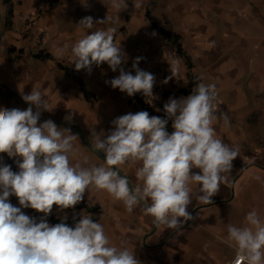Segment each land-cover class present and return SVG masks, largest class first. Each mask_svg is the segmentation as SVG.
<instances>
[{
	"label": "crops",
	"instance_id": "0c3cea01",
	"mask_svg": "<svg viewBox=\"0 0 264 264\" xmlns=\"http://www.w3.org/2000/svg\"><path fill=\"white\" fill-rule=\"evenodd\" d=\"M119 2L11 0L8 24L7 5L0 0V108L27 109L22 95L38 88L52 109L42 112L40 122L51 119L79 137L73 142L76 156L70 159L83 166L102 165L104 160L86 145L87 141L91 144L92 127L107 133L114 118L144 111L139 101L149 105L150 116L163 118V105L170 96L186 97L197 83H214L217 111L231 117L229 126L222 121L214 124L217 136L238 146L240 154L212 204H201L198 185H189L192 204L188 211L194 220L179 232L161 225L144 240L154 226L153 218L140 206L128 212L121 201L91 187L80 203L96 206L97 212L77 206L71 210L90 213L113 244L128 248L141 264H228L235 255L234 245L227 240L228 225L244 226L247 213L254 209L264 219V0H125L115 7ZM86 16L105 23L82 29L77 24ZM109 28L116 29L115 43L127 55L125 71L135 75L132 63L140 57L138 67L155 77L153 93L158 99L113 89L105 81L117 77L119 71L113 72L106 63L93 66L90 74L75 70L70 51L75 42L92 31ZM60 50L63 55L58 54ZM182 52L192 62L191 83ZM39 53L50 57H36ZM74 75L80 77L81 85ZM69 113H74L73 120L66 122ZM167 129L171 131V121ZM0 156L13 164V171L19 170L17 158L6 153ZM120 174L133 186L140 183L135 169L127 164L120 167ZM9 199L19 207L15 196ZM22 211L32 217L38 213L31 208ZM63 215L58 212L48 220L56 224Z\"/></svg>",
	"mask_w": 264,
	"mask_h": 264
},
{
	"label": "clouds",
	"instance_id": "9594fccd",
	"mask_svg": "<svg viewBox=\"0 0 264 264\" xmlns=\"http://www.w3.org/2000/svg\"><path fill=\"white\" fill-rule=\"evenodd\" d=\"M121 3L125 0L114 6ZM103 23L86 16L77 25L92 29ZM115 33V28L100 29L76 41L70 49L75 70L90 74L93 66L106 63L113 72L119 71L105 81L113 89L158 99L153 93L155 77L138 67L140 57L132 63L135 75L125 71L127 55L115 43ZM22 99L28 104L25 110L0 108V153L17 158L19 169L0 165V264H141L128 248L113 244L90 213L74 214L69 224L64 210L74 209L91 187L121 201L128 212L142 207L157 228L163 225L179 232L196 218L188 211L189 185H198L201 204H212L240 154L238 146L217 136L214 124L222 121L229 126L231 117L217 111L214 83H197L186 97L170 96L163 105V118L139 111L114 118L107 133L92 127L91 151L105 156L104 164L92 166L70 159L77 152L73 142L79 140L70 128H60L51 119L40 122L42 112L52 109L38 88ZM73 115L69 113L65 121L71 122ZM126 164L135 169L140 182L135 186L120 174ZM12 196L19 207L10 202ZM54 206L64 213L56 224L48 220ZM27 208L43 215L29 216L22 211ZM227 232L235 249L230 264H264V219L257 210L247 213L244 226L228 225Z\"/></svg>",
	"mask_w": 264,
	"mask_h": 264
},
{
	"label": "trees",
	"instance_id": "16d2710c",
	"mask_svg": "<svg viewBox=\"0 0 264 264\" xmlns=\"http://www.w3.org/2000/svg\"><path fill=\"white\" fill-rule=\"evenodd\" d=\"M2 1L4 2V4L7 5V18H6V23L10 24V22H11V16H12V5H11L12 3H11V0H2ZM162 32H164V34L167 35V36H172V38H175V39L177 38L176 35H171L167 31H162ZM182 54L186 58V65H187V68H188L187 76H188V79L190 80V83H191L192 82V79H193V75L191 73L192 62H191L190 58L184 52H182ZM36 57L46 59V58H49L50 57V54L49 53H44V54L43 53H39V54L36 55ZM57 65H58L59 68L64 69L66 73L68 72V69L65 68V67H63V65H61L60 63H57ZM74 77L79 82V84L81 85L82 83H81L80 77L78 75H74ZM82 90H83V88H82ZM83 92H84V95L87 97L86 91L83 90ZM184 92H188V91L184 90ZM139 102H140L143 110L144 111H147L149 114H151L150 113L151 111H150L149 105L147 103L143 102V101H139ZM7 165L13 166V164L10 161H7ZM76 206L77 207H80V208L81 207H86V209L88 211H91L92 213L97 212V207L96 206H88L87 207L84 203H80V204H78ZM50 218L53 219L54 217H50ZM69 218H72V216L69 217Z\"/></svg>",
	"mask_w": 264,
	"mask_h": 264
},
{
	"label": "built area",
	"instance_id": "2783aa9c",
	"mask_svg": "<svg viewBox=\"0 0 264 264\" xmlns=\"http://www.w3.org/2000/svg\"><path fill=\"white\" fill-rule=\"evenodd\" d=\"M35 14H36V13H35ZM4 164H7L6 158L3 157V156H0V165H4ZM58 212H59V211L57 210L56 206H54V207H53V212H52V214H51L48 218H50V217H54L55 215H57ZM67 212H68V215H70V216L74 215V214L72 213V210H71V209H68ZM41 215H43V214L35 213L33 216L36 217V218L38 219ZM230 262H231V261H230ZM230 262H229L228 264H230Z\"/></svg>",
	"mask_w": 264,
	"mask_h": 264
},
{
	"label": "water",
	"instance_id": "95a60500",
	"mask_svg": "<svg viewBox=\"0 0 264 264\" xmlns=\"http://www.w3.org/2000/svg\"><path fill=\"white\" fill-rule=\"evenodd\" d=\"M86 145L89 147V148H91V144H90V142L89 141H87L86 142ZM97 155H99L102 159H105V156H104V154L103 153H101V152H95ZM129 179V178H128ZM130 181V180H129ZM130 183H131V181H130ZM131 185H132V183H131ZM156 226L154 225L153 227H152V229L148 232V233H146L145 235H144V240H145V238L148 236V235H150V234H152L155 230H156Z\"/></svg>",
	"mask_w": 264,
	"mask_h": 264
}]
</instances>
